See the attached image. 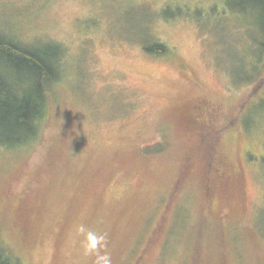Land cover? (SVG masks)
<instances>
[{
	"label": "rangeland",
	"instance_id": "rangeland-1",
	"mask_svg": "<svg viewBox=\"0 0 264 264\" xmlns=\"http://www.w3.org/2000/svg\"><path fill=\"white\" fill-rule=\"evenodd\" d=\"M225 2L0 0L1 31L65 49L48 124L0 147L23 264H95L81 224L112 264H264V52Z\"/></svg>",
	"mask_w": 264,
	"mask_h": 264
},
{
	"label": "trees",
	"instance_id": "trees-1",
	"mask_svg": "<svg viewBox=\"0 0 264 264\" xmlns=\"http://www.w3.org/2000/svg\"><path fill=\"white\" fill-rule=\"evenodd\" d=\"M231 13L247 18L248 26H257L260 38L256 40L260 53L264 52V0H245L231 5L225 2ZM255 16L259 17L260 21ZM139 29L137 39L151 44L143 49L162 57L171 54L161 41ZM65 58L64 47L56 41L22 43L14 36L0 30V147H27L35 142L48 124L56 102L55 85ZM3 187V186H1ZM5 191L0 194V231L9 225L17 236L23 234L22 224L16 221L10 208L12 197ZM8 195L5 197L4 195ZM5 197L3 199L2 197ZM3 209H5L3 211ZM9 230V231H10ZM6 234L5 232L3 233ZM198 255V253H197ZM195 262L203 261L194 257ZM0 264H23L19 254L3 239L0 232Z\"/></svg>",
	"mask_w": 264,
	"mask_h": 264
},
{
	"label": "clouds",
	"instance_id": "clouds-1",
	"mask_svg": "<svg viewBox=\"0 0 264 264\" xmlns=\"http://www.w3.org/2000/svg\"><path fill=\"white\" fill-rule=\"evenodd\" d=\"M78 232L83 235L82 247L86 255L95 256V264H112L111 257L106 252H101L106 246V236L88 229L81 224Z\"/></svg>",
	"mask_w": 264,
	"mask_h": 264
}]
</instances>
